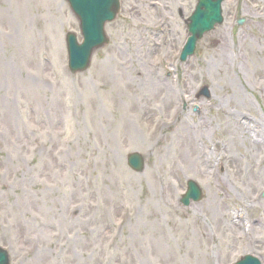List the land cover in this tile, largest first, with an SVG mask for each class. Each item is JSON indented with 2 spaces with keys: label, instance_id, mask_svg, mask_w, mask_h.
Wrapping results in <instances>:
<instances>
[{
  "label": "rangeland",
  "instance_id": "1",
  "mask_svg": "<svg viewBox=\"0 0 264 264\" xmlns=\"http://www.w3.org/2000/svg\"><path fill=\"white\" fill-rule=\"evenodd\" d=\"M243 1L181 61L195 1L121 0L109 44L72 74L68 2L0 0L12 264H264V0ZM190 179L203 197L184 206Z\"/></svg>",
  "mask_w": 264,
  "mask_h": 264
},
{
  "label": "water",
  "instance_id": "2",
  "mask_svg": "<svg viewBox=\"0 0 264 264\" xmlns=\"http://www.w3.org/2000/svg\"><path fill=\"white\" fill-rule=\"evenodd\" d=\"M72 11L80 21V27L84 36L82 44L78 43L76 34L69 32L66 36L69 68L75 74L86 71L91 65L94 52L108 43L109 39L105 33V24L113 21L120 9L119 0H67ZM199 8L190 18L189 25L192 36L186 44L182 59L185 60L192 54L196 41L206 31L214 28L216 23L222 22L220 0H201ZM204 93L208 95L205 89ZM129 164L137 171L144 169V159L138 153L131 154L128 158ZM202 190L194 181H189V191L183 197L182 202L190 203V198L200 200ZM0 264H10L8 253L0 247ZM236 264H261L254 256H243Z\"/></svg>",
  "mask_w": 264,
  "mask_h": 264
},
{
  "label": "flooded vegetation",
  "instance_id": "3",
  "mask_svg": "<svg viewBox=\"0 0 264 264\" xmlns=\"http://www.w3.org/2000/svg\"><path fill=\"white\" fill-rule=\"evenodd\" d=\"M194 1H195L194 2L195 3L194 7H195L197 5V3L199 2V0H194ZM234 3L236 4L237 12H239V14L244 9V7H242V6H246L247 5L246 1L244 2L243 0H234V2H233V0H223V8H226V6L234 4ZM246 7H248V6H246ZM262 10H263V8H262Z\"/></svg>",
  "mask_w": 264,
  "mask_h": 264
},
{
  "label": "bare ground",
  "instance_id": "4",
  "mask_svg": "<svg viewBox=\"0 0 264 264\" xmlns=\"http://www.w3.org/2000/svg\"><path fill=\"white\" fill-rule=\"evenodd\" d=\"M223 50H224V48H223ZM225 51V50H224Z\"/></svg>",
  "mask_w": 264,
  "mask_h": 264
}]
</instances>
